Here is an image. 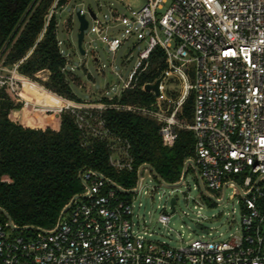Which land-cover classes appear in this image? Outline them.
<instances>
[{"label": "built area", "instance_id": "built-area-1", "mask_svg": "<svg viewBox=\"0 0 264 264\" xmlns=\"http://www.w3.org/2000/svg\"><path fill=\"white\" fill-rule=\"evenodd\" d=\"M60 1H55L49 17ZM168 4V0H146L137 11V30L145 40L148 37V44L119 94L108 96L106 91L98 100L72 99L40 85L38 74L37 79L21 74L23 60L8 68L1 58L0 89L8 85L30 117L44 115L51 123L56 116H71L81 132L82 147L92 151L95 144L104 143L109 166L118 173L133 172L134 157L130 141L108 127L106 111L135 113L157 121L167 148L175 146L182 130L194 132L193 161L202 181L196 186L195 201L202 210L207 202L202 186L210 194L222 191V198L211 194L219 202L226 200V191L232 188L231 198L241 197L242 221L237 232L224 241L203 236L180 248L160 243L152 238L154 233L136 204L149 186L146 176L156 178L147 164L142 165L137 185L131 189L84 169L81 179L87 191L73 198L55 228H37L36 235L26 237L13 234L14 222L7 216L0 220V264H264V0H173ZM121 19L120 15L112 17L114 22ZM93 20L100 39L116 54L124 40L108 39L103 22L97 15ZM157 47L164 50L167 64L160 96L152 92L156 101L150 106L115 101L132 87L134 75ZM96 61L100 63L98 58ZM111 65L114 69V63ZM105 68V64L98 65L99 71ZM171 81L178 90L168 89ZM16 83L36 85L50 101L21 93ZM191 94L194 119L189 122L184 105ZM234 175L243 181L238 184ZM185 183L186 177L178 183L162 182L152 190H178ZM172 198L162 206L157 220L165 226L176 212L177 203L172 211ZM198 227L211 235L209 229Z\"/></svg>", "mask_w": 264, "mask_h": 264}, {"label": "trees", "instance_id": "trees-1", "mask_svg": "<svg viewBox=\"0 0 264 264\" xmlns=\"http://www.w3.org/2000/svg\"><path fill=\"white\" fill-rule=\"evenodd\" d=\"M55 1L0 0V58L10 68L23 60L19 72L33 79H37V73L48 71L49 77L43 82L47 89L79 99L65 71L67 60L59 46L57 15L49 17ZM66 2L61 0L58 8ZM166 66L164 50L155 48L134 75L132 87L115 101L152 105L156 96L143 86L160 78ZM15 85L29 97L50 101L33 85ZM193 106L191 94L184 105V116L190 122ZM16 110L21 111L19 120L14 119ZM105 118L113 132L130 141L133 172L118 173L110 167L104 143L95 144L92 151L83 148L81 132L71 116H59L54 126L33 122L11 88L5 85L0 89V208L16 226L28 227L21 232L37 233V228L55 227L64 208L86 189L81 179L84 169L131 189L144 164L153 166L165 182L175 183L182 179L185 163L195 160L196 138L190 130H182L175 146L167 148L159 134L161 125L153 119L116 110L106 111ZM189 170L194 168L190 165ZM1 215L0 220H7L5 214Z\"/></svg>", "mask_w": 264, "mask_h": 264}, {"label": "rangeland", "instance_id": "rangeland-1", "mask_svg": "<svg viewBox=\"0 0 264 264\" xmlns=\"http://www.w3.org/2000/svg\"><path fill=\"white\" fill-rule=\"evenodd\" d=\"M168 1L169 4L173 2V0ZM145 4L146 0H67L65 5L56 10L58 38L62 41L63 55L69 60V65L68 67L66 65L65 71L71 79L72 90L78 98L98 100V98L103 97L106 91H109L108 96L120 93L124 82L139 62V54L148 44V37L146 40L143 38L144 34L137 30L139 25L135 22L137 11ZM79 11L86 16L90 23L83 43L85 50H87L86 55L82 54L78 48L80 22L77 12ZM90 11L95 13L103 22V27L109 36L108 39L114 36L124 40L116 54L110 52L106 42L100 39L95 30V22ZM114 15H120L122 19L114 22L112 21ZM96 58L101 64L106 65L103 72L98 70L100 63L96 61ZM113 63L114 69L111 65ZM37 74L38 79L36 81L40 85H44L42 80L48 79L49 72L41 71ZM118 75L122 76V80L119 79ZM178 88L179 86L175 81L168 84L170 91L178 90ZM20 114L16 111L14 118L18 119ZM56 118L51 123H47L44 115H39L37 118L31 116L33 122L52 126L58 123L59 116ZM193 119L194 117L191 121ZM185 177L186 183L178 187V190L173 187H166L153 191L152 188L159 187L162 182L157 178L151 179L146 176L145 182L149 186L141 192L136 204L140 209V214L148 221L150 230L154 233L152 238L173 248H180L186 243L203 238V236H205V240L224 241L236 233L242 221L241 206L238 202L241 197L235 196L232 199L233 189L228 188L224 202H215L207 198L206 204L200 210L195 201L199 194L196 189L199 182L197 172L189 170ZM232 179L238 184L243 181L241 176L234 175ZM261 185H264V181ZM85 188L84 192L86 193L87 187L85 186ZM144 191H149L153 195L144 193ZM211 194L217 198L223 197L222 191H211ZM172 197H176L178 200L176 212L169 225L165 226L157 220L162 211V206L167 204V201ZM140 202L143 204L142 207H139ZM199 210L201 215H199ZM168 212L170 213L171 209H168ZM198 225L209 229L211 235L203 232ZM13 234L28 237L36 235V232L16 231Z\"/></svg>", "mask_w": 264, "mask_h": 264}, {"label": "water", "instance_id": "water-1", "mask_svg": "<svg viewBox=\"0 0 264 264\" xmlns=\"http://www.w3.org/2000/svg\"><path fill=\"white\" fill-rule=\"evenodd\" d=\"M91 13V16L93 19L96 18V14L93 13L92 11H90ZM77 16L79 18V22H80V28H79V33H78V48L80 50V52L84 55H86V50L83 46V43H84V39H85V33L86 31L89 29V20L86 18V16L84 14H82V12H77ZM163 80V76H161L160 78H158L154 83H148L145 85V90L148 91V92H154L155 95L158 97L160 96L161 94V90H160V85H161V82ZM192 166L194 168V170L197 172V175H198V180L199 182H202L200 177H199V174H198V168L195 164V162L193 160H189L185 163V166H184V170H183V176H182V179L185 178L187 172H188V167L189 166ZM147 167L154 173L155 177L160 181V182H164L166 183L161 177L160 175L156 172V170L154 169L153 166L147 164ZM142 169H143V166H141L138 170V176L140 177L141 176V173H142ZM202 191L204 192L205 196L215 202H219L218 200H216V198L211 195L205 187L202 186ZM74 202V199L71 200V202L64 208V210L62 211L61 213V216L62 217L69 209L70 207L72 206ZM177 203V199L176 198H172L171 200V206H172V211L175 210V204ZM0 210L8 217V219H10L11 221H13L11 219V217L9 216V214L3 210L2 208H0ZM13 229L15 231H21V230H24V229H27L28 227L26 228H21V227H18L16 225L13 224Z\"/></svg>", "mask_w": 264, "mask_h": 264}, {"label": "bare ground", "instance_id": "bare-ground-1", "mask_svg": "<svg viewBox=\"0 0 264 264\" xmlns=\"http://www.w3.org/2000/svg\"><path fill=\"white\" fill-rule=\"evenodd\" d=\"M30 85H33V84H30ZM34 87L38 88L36 85H33ZM39 89V88H38ZM84 97V96H83Z\"/></svg>", "mask_w": 264, "mask_h": 264}, {"label": "crops", "instance_id": "crops-1", "mask_svg": "<svg viewBox=\"0 0 264 264\" xmlns=\"http://www.w3.org/2000/svg\"><path fill=\"white\" fill-rule=\"evenodd\" d=\"M18 112H20V111H18ZM20 116V115H19Z\"/></svg>", "mask_w": 264, "mask_h": 264}]
</instances>
